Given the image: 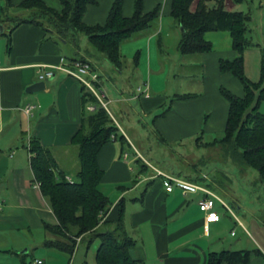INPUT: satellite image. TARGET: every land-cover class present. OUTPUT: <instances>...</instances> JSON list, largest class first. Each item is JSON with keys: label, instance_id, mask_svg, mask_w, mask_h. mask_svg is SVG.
<instances>
[{"label": "crops", "instance_id": "crops-1", "mask_svg": "<svg viewBox=\"0 0 264 264\" xmlns=\"http://www.w3.org/2000/svg\"><path fill=\"white\" fill-rule=\"evenodd\" d=\"M11 1L13 10L21 11L19 4L23 0ZM43 1L56 10L63 7L59 0ZM113 1L98 0L97 4L89 5L84 16L85 22L104 23ZM144 1L146 11L160 4L161 14L170 15L171 0ZM245 2L246 0L241 3L225 0V6L230 11H243ZM126 5L127 0L124 2V14L129 16L133 13L134 0ZM247 5L252 7L251 21H254L256 28L261 27L259 30L262 37L254 41L258 45L245 52V72L251 80L258 81L264 49V0H252ZM4 27L1 22L0 30L3 35ZM46 36V32L38 25H20L12 33L13 46L7 62L4 65L0 63V230L18 228L20 225L30 227L33 223L41 226H44V222L58 223L48 199L35 180L28 145L33 136L38 137L43 146L52 150L58 161L57 155L72 145V138L81 125L82 84L68 76L64 70L57 69L53 78L42 80L45 81L43 90L31 94L26 92V88L41 81L40 64L59 65L78 56H85L89 60L91 58L88 52L81 54L79 51L78 54L67 57L56 41L47 39ZM235 54L233 49L214 51V48L202 54L203 91L196 93L198 95L193 98L173 100L177 107L165 116L162 124L165 134L177 136L179 133L196 134L200 130H225L229 103L220 93L219 87L224 85L238 95H243V87L230 73L220 71L219 59L233 58ZM93 63L98 68L94 61ZM141 101L147 109L155 104L151 95ZM27 103L36 106L31 115L22 110ZM204 121L205 128L201 127ZM124 134L126 135L125 132ZM99 162L105 170L104 183L121 184L132 179V166L127 158H120L114 142L103 147ZM67 172L68 177H72L73 173ZM145 181L150 189L148 188L145 197L142 196L141 208L132 212L129 220L133 228L141 229L137 235V245L130 251L131 255L146 262L150 259L158 260L162 264H206L208 253L212 251L211 225L221 218L209 223L206 228L205 214L199 207V201L206 195L203 191L184 193L177 187L168 192L161 180L154 182L149 176H144L139 181L133 180L130 187L118 185V189L116 186H109L106 189L109 193L102 190L109 197V194L116 196L114 201L111 200L113 206L108 215L114 217L115 207L121 198L126 200L127 214L126 194ZM208 183L202 184L214 191V187ZM190 195H197L198 202L191 205ZM129 200L137 203L140 198ZM254 229L259 233L258 227ZM139 240L143 242L140 243ZM262 240L264 244V239ZM262 244L258 242V248L264 253ZM252 264H264L263 257L253 256Z\"/></svg>", "mask_w": 264, "mask_h": 264}, {"label": "trees", "instance_id": "trees-1", "mask_svg": "<svg viewBox=\"0 0 264 264\" xmlns=\"http://www.w3.org/2000/svg\"><path fill=\"white\" fill-rule=\"evenodd\" d=\"M59 1L63 6L61 10L54 9L43 0H23L19 4L22 8L35 9L37 12L36 16L30 18L22 16L13 18L15 25L9 33H4L9 52L13 46L12 33L17 27L22 24L38 25L46 34L50 32L47 27L54 28L52 32H56L65 42H68L72 33L85 34L98 52L116 68L121 69L125 64L121 52V46L125 41L141 34L159 33L160 4L146 11L144 0H134L133 13L127 16L124 14L125 0H114L105 22L90 24L85 22L84 16L88 6L97 4L98 0ZM232 1L241 3L244 0ZM10 6L12 1L6 0V6L1 14H5ZM170 15L181 29L178 50L182 55L212 51L214 45L206 39V33L209 31L230 33L232 48L236 54L233 58L221 57L219 68L221 72L230 73L240 81L243 95H238L221 85L219 91L229 103L224 133L222 137L211 141H203L201 136L196 141L198 146L206 148L221 147L225 155L242 166L243 170L256 169L259 181L264 184V113L260 111V104L264 100V49L261 76L258 81H253L247 76L244 63L246 50L258 45L247 35L251 15L244 11L226 9L225 0H171ZM6 18L10 19L9 16ZM38 18H44L45 22ZM197 95L177 93L173 100L189 99ZM89 104H95L96 109L89 111L87 109ZM116 140L121 141L120 153L124 157L127 153L124 144L129 143L127 136L110 112L98 103L96 96L84 85L81 125L72 138V144L78 146L79 159V168L73 175L75 178H68L69 173L60 167L52 150L43 146L38 137L33 136L30 139L28 148L35 180L58 220L57 224L44 222L45 229L52 236L45 244L73 256L78 243L90 234V243L94 238L100 240L95 254L97 264H148L145 260L131 255L130 251L137 245V240L126 229L125 198L118 201L114 217H110L108 214L113 203L101 189L105 170L99 162L100 152L107 143ZM133 155L135 162L141 164V171L148 168L153 170L135 150ZM192 170L193 174L183 176L186 173L181 171L174 175L186 177L197 183H207L196 167L193 166ZM149 177L159 178L156 173ZM208 185L212 186L210 182ZM261 219L264 220V211ZM102 226L108 229L101 230ZM253 256L264 259V253L259 248L210 251L206 264H252Z\"/></svg>", "mask_w": 264, "mask_h": 264}, {"label": "rangeland", "instance_id": "rangeland-1", "mask_svg": "<svg viewBox=\"0 0 264 264\" xmlns=\"http://www.w3.org/2000/svg\"><path fill=\"white\" fill-rule=\"evenodd\" d=\"M251 3L252 0H246L243 11L252 16L250 13L252 7L247 5ZM128 4L130 0H127L126 6ZM5 6L6 1L2 0L0 14ZM20 8L21 11H18L10 6L5 14H1L0 24L1 22L4 24L5 33H9L15 25L13 18L36 16L37 10ZM7 16L10 17L9 20ZM38 19L45 22L44 18ZM158 26L159 33L141 34L122 44L121 52L124 55L125 64L118 69L90 44L85 34L72 33L68 42H65L56 32H52L54 28L47 27L45 23V27L50 31L46 38L55 40L65 56L72 57L75 53L78 54L77 51L81 54L88 52L92 61L85 56H78L73 60L83 57L85 59L82 60L92 63L94 61L97 64L102 90L106 92L110 101L108 106L110 114L123 130L122 132L126 133L132 145L131 147L126 142L124 144L125 152L128 153L127 160L132 166V179L121 184L103 182L101 189L109 193V190H106L109 186L111 188L114 186L118 188V185L130 187L133 185V180L139 181L144 176L154 175L156 169L173 173V175L181 171L186 173L183 176L193 174L194 166L199 174L201 173L208 182H212L214 191L232 209V211L228 210L219 200H216L215 210L221 215V220L211 225L212 251L258 248V242L262 244L264 239V220L261 219L264 211V184L259 181L258 171L254 168L241 169L242 166L228 158L219 146L206 148L197 145L196 140L199 136L203 141L222 137L224 133L222 128L208 132L200 130L196 134L179 133L177 136L165 134L163 130L162 124L166 115L177 107L173 101L175 94L203 91L204 61L203 53L193 55L180 53L178 43L181 29L172 16L161 14ZM249 29L247 35L251 41L256 42L262 37V32L259 30L261 27L256 28L254 21L250 22ZM1 32L0 30V63L4 65L11 51L8 50L7 37ZM206 39L213 43L214 51H232L233 49L231 35L227 31H209L206 33ZM145 83H149L151 96L155 102L148 109L142 104L141 100L144 97H136L140 93L138 88L143 87ZM260 111L264 113V100L260 104ZM201 125L205 128V121ZM114 144L118 149V155L120 154L122 158L121 141L116 140ZM134 150L148 162L153 170L151 168L140 170L141 164L135 162ZM57 157L60 167L73 173L72 177L75 178L73 175L79 168L78 146L72 144L64 148ZM181 178L189 180L186 177ZM152 180L156 182L161 178L153 177ZM148 188L145 181L126 194L128 201L126 229L136 240L139 239L137 235L141 229L133 228L129 220L132 212L141 208L142 196H146ZM109 195L114 201L116 196ZM135 197L140 198L136 201L137 203L129 200ZM189 201L191 205L197 203V195H190ZM254 227L259 228V233ZM100 229L106 230L108 227L102 226ZM51 237L44 226L36 223L30 227L20 225L18 228L0 230V264H35L37 260H42L43 264H97L95 254L100 244L98 238H94L90 243L91 235H86L71 256L67 252L48 247L45 242ZM147 263L157 264L159 261L150 259Z\"/></svg>", "mask_w": 264, "mask_h": 264}, {"label": "built area", "instance_id": "built-area-1", "mask_svg": "<svg viewBox=\"0 0 264 264\" xmlns=\"http://www.w3.org/2000/svg\"><path fill=\"white\" fill-rule=\"evenodd\" d=\"M40 68V80L53 78L57 69L64 70L68 76L75 78L82 85L87 87L96 96L98 103L110 112L108 107L110 101L107 98L106 92L102 90L100 72L92 62L82 59H75L69 61L68 63L59 65L40 64ZM138 91L140 93L136 95L137 98L142 96L147 98L151 95L149 83H145L143 87L140 86ZM35 107L36 106L33 103H27L24 105L22 110L27 115H31ZM87 109L89 111H93L96 109V105L89 104ZM124 158H128L127 153L124 154ZM156 176L161 178V181L168 192H172L178 187L184 193H187L188 191L194 192L201 190L206 194L205 197L199 201V207L205 214L204 218L206 221V228H208L209 223L219 221L221 218V215L215 210L216 200H219L228 210L232 211V209L224 202V200H222L214 191L202 183L189 181L158 169H156ZM35 264H43V261L37 260Z\"/></svg>", "mask_w": 264, "mask_h": 264}, {"label": "water", "instance_id": "water-1", "mask_svg": "<svg viewBox=\"0 0 264 264\" xmlns=\"http://www.w3.org/2000/svg\"><path fill=\"white\" fill-rule=\"evenodd\" d=\"M184 30V29H182ZM45 88V81H38V82H35L34 84L28 86L26 88V92L27 93H34V92H38L40 90H43Z\"/></svg>", "mask_w": 264, "mask_h": 264}]
</instances>
